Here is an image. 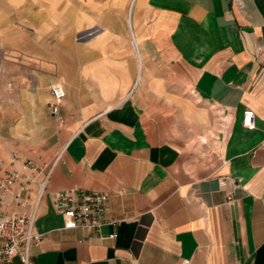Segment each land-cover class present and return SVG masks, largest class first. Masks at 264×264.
Returning <instances> with one entry per match:
<instances>
[{"label":"crops","instance_id":"0c3cea01","mask_svg":"<svg viewBox=\"0 0 264 264\" xmlns=\"http://www.w3.org/2000/svg\"><path fill=\"white\" fill-rule=\"evenodd\" d=\"M11 155H61L33 264H264V0H0ZM72 189L106 193L116 224L66 229Z\"/></svg>","mask_w":264,"mask_h":264},{"label":"built area","instance_id":"2783aa9c","mask_svg":"<svg viewBox=\"0 0 264 264\" xmlns=\"http://www.w3.org/2000/svg\"><path fill=\"white\" fill-rule=\"evenodd\" d=\"M51 115L60 123L61 104L65 90L60 84L51 86ZM243 126L249 131L256 128V114L247 109ZM61 155L51 161L36 163L10 156V169L0 157V264H11L17 258L22 264L32 263V248L37 246L42 234L36 231L35 222L41 201L48 190L52 175ZM55 212L60 215L66 229H84L99 232L105 225L116 221L109 217V197L106 193L72 189L57 193L53 199ZM18 209L27 210L19 213ZM116 234L109 239H115ZM182 264H190L184 260Z\"/></svg>","mask_w":264,"mask_h":264}]
</instances>
